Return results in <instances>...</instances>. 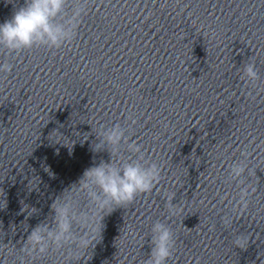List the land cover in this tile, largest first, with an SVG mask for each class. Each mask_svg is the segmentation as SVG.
Here are the masks:
<instances>
[{
    "label": "clouds",
    "instance_id": "1",
    "mask_svg": "<svg viewBox=\"0 0 264 264\" xmlns=\"http://www.w3.org/2000/svg\"><path fill=\"white\" fill-rule=\"evenodd\" d=\"M8 2L13 3L14 10L9 19L0 23V51L7 50L9 54L39 47L60 49L70 44L77 36L90 4V0H75L69 15L65 11L68 0H24L22 6H16L14 0ZM11 71V64H0V73ZM240 79L256 86L259 76L254 60L244 64ZM127 120L130 121L128 127L114 123L111 126L101 124L96 129L92 151L106 150L109 160L101 159L98 164L93 162L77 181L55 197L49 217L31 228L21 247L0 244V264H34L35 260L53 253H61L64 264H81V261L86 264L91 249L101 239L104 218L116 208L131 205L140 195L156 189L162 180V166L146 159L143 145L135 140L130 142L132 125L137 121L132 113L128 114ZM63 138L57 131L50 135V139L57 143L63 142ZM125 153H131L135 158ZM241 156L243 159L228 165L224 178L225 183L235 182L239 189L229 201L232 215L222 217L225 228L231 227L234 218L248 214L252 197L258 192L256 170L259 167L249 165L247 150L241 151ZM37 181L38 178H34L30 185L34 187ZM175 195L170 192L164 194L169 218L184 211L183 207L172 203ZM229 195L225 193L221 200H227ZM6 205V199H0V209ZM25 210L29 216L36 212L27 206ZM129 235L133 239L137 237V233L131 230L126 237ZM249 241L250 234L235 233L232 245L246 250ZM175 243L172 228L156 221L151 227V251L142 264H167L173 257Z\"/></svg>",
    "mask_w": 264,
    "mask_h": 264
}]
</instances>
